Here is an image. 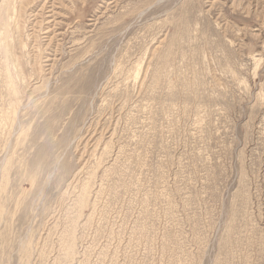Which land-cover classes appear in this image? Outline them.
<instances>
[{"label": "rangeland", "instance_id": "1", "mask_svg": "<svg viewBox=\"0 0 264 264\" xmlns=\"http://www.w3.org/2000/svg\"><path fill=\"white\" fill-rule=\"evenodd\" d=\"M0 264H264V0H0Z\"/></svg>", "mask_w": 264, "mask_h": 264}, {"label": "bare ground", "instance_id": "2", "mask_svg": "<svg viewBox=\"0 0 264 264\" xmlns=\"http://www.w3.org/2000/svg\"><path fill=\"white\" fill-rule=\"evenodd\" d=\"M41 7V6H40Z\"/></svg>", "mask_w": 264, "mask_h": 264}]
</instances>
